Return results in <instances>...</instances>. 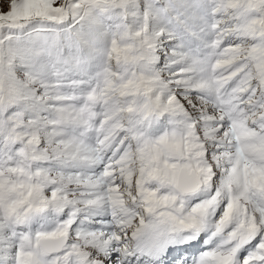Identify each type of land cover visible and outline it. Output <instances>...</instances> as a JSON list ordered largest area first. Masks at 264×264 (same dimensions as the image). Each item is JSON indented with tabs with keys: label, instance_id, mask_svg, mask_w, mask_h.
Returning a JSON list of instances; mask_svg holds the SVG:
<instances>
[{
	"label": "snow or ice",
	"instance_id": "snow-or-ice-1",
	"mask_svg": "<svg viewBox=\"0 0 264 264\" xmlns=\"http://www.w3.org/2000/svg\"><path fill=\"white\" fill-rule=\"evenodd\" d=\"M0 264H264V0H0Z\"/></svg>",
	"mask_w": 264,
	"mask_h": 264
}]
</instances>
